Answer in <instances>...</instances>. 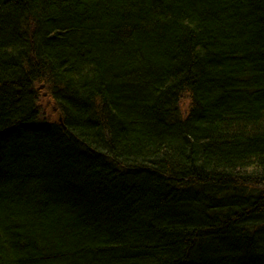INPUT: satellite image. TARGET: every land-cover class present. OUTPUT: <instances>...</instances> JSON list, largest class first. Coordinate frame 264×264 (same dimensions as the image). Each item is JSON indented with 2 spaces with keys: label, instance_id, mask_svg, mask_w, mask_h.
<instances>
[{
  "label": "trees",
  "instance_id": "obj_1",
  "mask_svg": "<svg viewBox=\"0 0 264 264\" xmlns=\"http://www.w3.org/2000/svg\"><path fill=\"white\" fill-rule=\"evenodd\" d=\"M0 264H264V0H0Z\"/></svg>",
  "mask_w": 264,
  "mask_h": 264
},
{
  "label": "rangeland",
  "instance_id": "obj_2",
  "mask_svg": "<svg viewBox=\"0 0 264 264\" xmlns=\"http://www.w3.org/2000/svg\"><path fill=\"white\" fill-rule=\"evenodd\" d=\"M38 89L41 91V103H42V110H43V118L46 119H53V120H61V116H59V113L57 112V109L55 107V104L51 102L50 98L48 97V90L45 88V85H41L38 87ZM189 105V99L188 97H184L182 100V109L184 111L187 109Z\"/></svg>",
  "mask_w": 264,
  "mask_h": 264
}]
</instances>
